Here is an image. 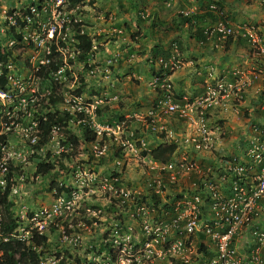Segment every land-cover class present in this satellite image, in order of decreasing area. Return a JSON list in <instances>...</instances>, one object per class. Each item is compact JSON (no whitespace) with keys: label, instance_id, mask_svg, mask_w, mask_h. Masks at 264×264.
Here are the masks:
<instances>
[{"label":"rangeland","instance_id":"374dc122","mask_svg":"<svg viewBox=\"0 0 264 264\" xmlns=\"http://www.w3.org/2000/svg\"><path fill=\"white\" fill-rule=\"evenodd\" d=\"M151 1L154 4H148L150 0L147 4L145 0H88L89 7L84 6L87 9L85 10L82 6L87 0H70L69 6H78L80 14L78 13L76 19L81 18L84 21L82 23L87 31L92 27H97L98 23L105 25L113 22L118 27H121L123 22L129 23L120 39L130 44L131 42L143 44L139 36L143 28L141 26L138 28V25L143 26L144 23L155 25V21H159L154 18L156 13L163 19L172 17L171 12L165 13L158 8L159 0ZM12 2L15 3V0H0V13L1 10H9L8 6ZM145 8L148 9V18L137 19V12L144 11ZM152 8L157 11L153 12ZM153 13L154 16H152ZM175 32V30L166 31L165 36L167 37L164 41H167L168 45L174 40ZM254 32L259 36L258 30ZM159 34L152 36L154 42L151 47L160 40ZM130 36L133 38L131 42L128 40ZM6 38L0 35V43H4ZM262 41L264 45V40ZM123 50H120L122 58L118 63L105 66L106 72L112 74L111 79L102 76L101 73L91 74L92 76L89 72L84 73L86 69L84 67L90 65L93 59L84 66L78 58L76 63L70 67L72 74H67L57 82L65 102L56 105L55 109L64 111L68 108L66 101L77 97L75 93L77 89H81L80 96L83 104L81 106L91 111L90 119L88 116L84 119L101 128L109 126L110 132H103L101 136L95 137L93 142L83 143V128L86 126L76 124L72 120L68 122L65 129L79 140L78 146L74 148L68 146L69 142L65 135L53 133L44 146L35 150V147L32 148L24 138L25 129L21 124V127L18 125L16 130L6 138L11 150L20 154V158L13 162L17 168L10 165L16 170V174L14 182L12 181L14 185L12 194L10 191L8 198L11 205L9 211L19 224V229H29L30 215L41 209H49L58 197L66 202V205L60 208L58 216L48 224L44 233L46 241L39 250L42 254V264H167L169 259L167 256L159 258L154 253L149 254L144 243L149 234L153 236L157 229L161 231L166 225L169 227L171 217L182 213L183 207L186 206L182 201L185 202V198L187 200L190 198L187 196L191 190L190 182L195 177L187 174L176 177L174 183L168 184L165 180L168 172L156 169L150 157L142 153L160 143L173 142L180 148L178 153L185 151L187 158L194 159L200 167L218 166L221 163L223 154L217 152V157H213L214 155L208 152L194 153L189 145L182 142L181 134H192L193 131L191 127L186 126L187 123L184 120H179L174 115L161 117L155 131L146 128L145 114L156 99V91L147 86L143 89L141 79H137L135 75L134 65H137L135 57L130 58L129 52ZM153 50H156L155 55ZM13 53L14 55L23 54V51L14 49ZM136 53L141 56L144 54V52ZM157 53L156 48L149 49L148 54L151 55L147 57L152 60L150 65L154 67L155 74L157 71L160 73L156 59L160 55L164 56L161 51L159 55ZM234 54L237 58L238 55L240 56L238 53ZM251 57V60L246 59L247 63L257 60L253 55ZM240 59L244 62V59ZM20 61L23 60L20 59ZM138 62L143 63L139 59ZM101 63H105V58ZM256 69H264V65L254 67L253 63V68L248 71L251 73ZM178 70L179 66L176 71ZM241 70L240 66H234L232 72H242ZM19 71L21 73L17 78L21 80L28 70L24 67ZM149 74L150 71H148L147 78L149 76L152 78L153 75ZM236 77L241 76L237 73L229 79L215 78V81H220L225 85L227 92L225 98H230V103H232L228 105L231 114L235 110L236 119L242 118L247 122L242 130L232 135H238V146L242 147L244 152L247 143L242 139L247 140L251 135L248 131L250 126L255 125L260 130L264 129V91L248 98L257 102V105H250L253 101H249V105H240L243 101L240 95L245 97L243 91L257 81L243 85ZM115 79L118 80L120 87H114V91L118 88L122 89V92L112 93L110 82L107 88H101L103 85L106 86L109 80L115 82ZM146 81L143 82L144 85ZM208 84L211 83L208 82L205 85ZM228 84L232 87L230 90H228ZM39 87L38 85V89ZM106 91L110 94H105ZM38 93L40 94V91ZM29 94L28 91L24 95L25 101ZM186 96L190 99L196 98L191 95ZM248 99L244 98V100ZM11 105L15 112L18 108L15 105H19V102L14 101ZM39 105L42 104L39 103ZM28 108L31 109L30 113H33V107L28 106ZM209 109L205 117L213 127L219 129L214 133L227 135L226 121L211 119ZM46 111L42 109L40 112L45 113ZM19 113L16 112L13 117L22 124H26L29 118L24 120ZM163 121L166 122L163 123ZM119 122L124 124L116 128L115 125ZM92 125L88 126L93 132ZM93 147L104 148V150L101 155L96 156ZM39 163L52 165V168L41 175L36 170ZM115 178L117 182L113 181ZM154 180L163 185L157 196L154 195V191L157 190ZM178 202L179 205H175L176 207L170 206ZM155 223H160V225L155 226ZM63 235H66V239L62 238ZM167 235L170 244L174 241L176 234L174 235L169 230ZM198 240L199 238L193 237L191 248L183 249L181 257H186L189 261L194 260ZM157 241V244L151 243L155 253L160 252L164 247L160 237H157ZM175 264L178 263L175 262Z\"/></svg>","mask_w":264,"mask_h":264},{"label":"built area","instance_id":"2783aa9c","mask_svg":"<svg viewBox=\"0 0 264 264\" xmlns=\"http://www.w3.org/2000/svg\"><path fill=\"white\" fill-rule=\"evenodd\" d=\"M25 1L26 4L22 8H12L10 12L3 11L0 18L2 25L0 35L8 37L6 43H0V53L4 50L12 51L16 47L18 51H23V54H18L19 59L14 56L13 61L8 60L6 65L0 62V76L3 75L6 78V85L0 88V137L5 134L7 137L16 130L18 125L20 127L16 118L13 117L16 112L27 117L30 115L28 106L36 110L40 106L39 103L44 107L49 105L47 101L49 87L43 85L38 89V81L35 78L38 69L44 66L53 69L48 75L58 82L60 78L72 74L70 67L76 63L79 54L75 46L77 43L75 35L78 32L82 33L83 30L77 26V23H80V20L76 19L78 13L80 14L78 6H69L70 0ZM261 1L264 13V0ZM172 2L173 0H164V5L170 7ZM203 12L215 16L213 27L209 32L203 31L204 35H214L216 41L223 44L225 39L235 33L227 21L220 19L222 16L224 18V14L215 3L204 7ZM178 14L188 18L191 12L181 10ZM144 17L145 14H141V18ZM17 21L21 22L20 25H17ZM247 36L251 48L264 56V46L256 45L258 42L256 35L248 32ZM178 57L176 45H172V54L168 60L158 61L157 69H161L160 73L153 76L151 80V86L156 91V99L145 114L146 128L155 131L161 117L174 115L177 119L184 120L187 123L186 126L191 127L193 131L192 134H181L182 142L189 145L194 153L208 152L215 156L217 153L215 142L217 140L219 142L223 135L214 133L219 129L213 127L205 115H207V109L212 107V101L226 96L225 85L214 80L215 84L207 85L204 93L194 99L175 93L168 74L176 71L178 66L180 67ZM119 58L118 54L112 56L114 61ZM53 64L56 69L53 68ZM15 65L19 69L25 67L28 70L21 80L14 72ZM94 70L97 71L96 68ZM237 73L245 78L243 85H249L254 80H264V69H256L244 76L239 71L231 74ZM89 74H93V71H89ZM230 88L232 87L228 84V90ZM28 91L30 94L25 101L23 97ZM14 101L19 102V105H15L18 106L15 112L11 108ZM64 102L63 98L62 104ZM66 104L69 106L65 111L74 117L75 123L86 126L90 130L91 127L88 125L92 123L84 118L88 116L90 119L91 111L81 106L83 105L82 97H72L66 101ZM78 115L82 118H77ZM123 124L119 122L115 127ZM32 126L33 123L24 128L23 136L33 148L36 138L32 135ZM92 126L95 137L101 136L103 132L111 131L109 126L103 128ZM57 129L52 128L51 133H55ZM248 131L251 135L247 140L242 139L247 144L241 156L223 154L218 166L200 167L194 159L187 158L185 151L178 153L180 148L173 142L174 152L165 164L151 160L156 169L168 172L165 178L168 184L174 183L176 177L187 174L193 175L195 179L190 182L191 190L187 195L190 198L187 200L184 197L185 202L182 201L186 205H183L185 207L182 213L171 217L169 227L166 225L161 231L157 229L153 236L149 234L146 238L144 246L149 254L154 253L159 258L167 256L169 258L167 264H175V262L178 264H264L261 256V249L264 247V229L258 224L261 213L264 212V129L260 130L252 125ZM103 150L104 148L93 147L96 156L101 155ZM19 158L20 154L11 150L9 142H0V193L9 182L12 194L16 170L11 172L12 175L9 177L8 167L12 164L17 168L13 162ZM113 181L117 182V179ZM153 182L156 183L157 190L154 191V195L157 196L163 185L159 181ZM10 191L6 197L8 202ZM64 205H66L64 199L58 197L49 209L34 212L29 217V229L25 230L19 229L15 217H12L15 219V228L10 233L1 230L4 215L0 208V245L13 239L24 242L25 246L35 250L36 253L39 252L40 248L33 246L30 242L31 233L44 236L48 224L58 216L60 208ZM175 205H179V202L170 206ZM159 225L160 223H155V226ZM169 230L176 234L174 241L170 244L167 235ZM157 237L163 241L161 244H164V247L160 252L155 253L151 243L157 244ZM193 237L199 240L197 252H195L196 258L189 261L180 254L183 249L191 248ZM62 238L66 239V235ZM1 254L0 251V256ZM39 264H42V256L39 257Z\"/></svg>","mask_w":264,"mask_h":264},{"label":"crops","instance_id":"0c3cea01","mask_svg":"<svg viewBox=\"0 0 264 264\" xmlns=\"http://www.w3.org/2000/svg\"><path fill=\"white\" fill-rule=\"evenodd\" d=\"M145 1L147 4L149 0ZM208 1H214L219 4L225 18H227L230 25L234 30L238 31V33H243L246 29L252 27L259 31V36L262 40H264V16L259 10L258 0H173L170 7H166L160 2V6L158 8L162 9L165 13L171 12L172 17L163 19L158 15V13H156V15L153 13L152 16L155 15L154 18L159 20L155 21V25L152 23H144L143 26L138 25V28H140V26L143 28L141 34L139 35L144 42L143 44H136V42L132 43V36L128 37V40L131 42V44L120 39L122 32L126 30L129 24L124 22L122 23L121 27H118L113 22L107 23L105 25L98 23L97 27L90 28L88 31H86V34L89 37H92V41L94 40L96 44L102 46V48H99V53L97 56L98 61L108 58L115 52H118L121 56V49H124L123 51L125 52H129L130 58L135 57V61L137 62V65H134L136 68V78L141 79L143 85L142 87L143 89H146L145 86L149 88L148 81L150 76L147 78L148 71H150L149 75H151L153 72V67L150 65L152 60L147 58L151 55L148 54V51L155 46L158 51L157 55H159L161 51L164 54V59H167L166 56L168 54L169 45L167 41H164L167 37L165 36L166 31L169 32V30H175L176 32L173 38L178 47V55L179 61L181 62V67H179L178 71L173 72L169 76V79L172 82L175 93L199 97L204 93L205 87L207 86L205 84L208 82H210L212 85L215 78L229 79V77H232L231 72L234 66H240L244 76L248 74L249 69L253 68V63L254 67H260L264 65L263 57L258 55L256 51L251 50L246 41L238 36L232 37V40L229 43L225 44L224 41L222 45L216 41L217 39L214 36L206 37L203 35V30L210 27L213 22L211 20V15L204 14L201 11L205 6V3ZM150 3H152L151 0L148 4ZM8 7L10 9L17 7V1L15 0V3H10ZM152 10H154L153 12L157 11L155 8H152ZM181 10L189 11L191 12V15L188 18L174 15L175 13L178 14V12ZM2 12L3 10H1L0 18ZM95 14L97 15V13ZM181 19H189V22L180 23ZM147 25L148 27H146ZM1 31L2 25L0 23V33ZM157 33H160V40L156 41V43H154V45L151 47L154 42L152 36H156ZM134 38L136 40V37ZM124 44L125 46H123ZM131 51L132 53H130ZM136 52H144V54L141 56L137 55ZM234 53H238L240 56L238 55L237 58ZM252 55L257 58V60L247 63L248 59H252ZM240 58L244 59V62H242ZM138 59L143 63H139ZM14 72H16L17 75L21 73V71L18 70ZM98 73H101L102 76L107 77L108 79H111L112 77V74H109V72ZM132 76H134V74H132ZM236 78L238 79L239 77ZM239 79L241 82H243L242 77ZM117 81L118 80L116 79L115 82L109 80L107 85H103L101 88H107L110 82L112 93L122 92V89H118L120 84L117 83ZM144 81H146L145 85L143 83ZM114 87H118L116 91H114ZM263 91L264 80L255 82L243 91L245 97H243L244 95L242 94L240 95V98L243 99L240 105H249V101L253 100L248 98L252 97L253 94ZM105 94L108 95L110 93L106 91ZM244 98L248 100H244ZM99 102L101 103V101ZM258 102L261 103L260 100H258ZM228 105H232V103H230V98L228 97H220L211 102L212 108L209 109L210 118L226 121L225 126L229 134V136L228 134L223 136L219 142L217 140L215 142L217 143L215 148L219 154H228L231 156L240 157L243 151L242 147L238 146V135H232L237 134L235 132L242 130L247 122L242 118L236 119V111L234 110V113L231 114ZM250 105H257V102L253 101ZM165 122L166 121H163V123ZM168 127L170 128L171 126ZM214 157H217V154ZM258 224L264 229V212L261 213ZM261 256L264 260V247L261 249Z\"/></svg>","mask_w":264,"mask_h":264},{"label":"trees","instance_id":"16d2710c","mask_svg":"<svg viewBox=\"0 0 264 264\" xmlns=\"http://www.w3.org/2000/svg\"><path fill=\"white\" fill-rule=\"evenodd\" d=\"M17 1V8L20 9L22 8L25 4V0H16ZM10 12V11H8ZM27 13V11L25 12ZM210 14V13H209ZM212 16V21H214L215 16ZM221 20H225L228 22L227 18L220 17ZM183 22H189V19H184L180 20V23ZM20 21H17V25H20ZM214 22H212L213 24ZM229 23V22H228ZM212 24L210 27L206 28L203 31H210V29L213 27ZM212 31V30H211ZM203 33V32H202ZM78 34V33H77ZM75 35V39L77 40V43L75 44L76 48L79 49V55L82 57L84 54L90 51L91 49V38L85 35ZM201 34V33H200ZM204 35V34H203ZM206 36V35H204ZM214 35L206 36V37H211ZM215 37V36H214ZM216 38V37H215ZM232 40V36L228 37L225 40V44L229 43ZM155 51V50H153ZM156 54V51L154 52V55ZM8 59L12 62L13 58L10 57L9 53L6 52H1L0 53V62H2L3 65H6ZM57 63V62H55ZM53 68L54 64L52 65ZM85 71H93L92 75H95V73H98V71H95L94 68L91 67H85ZM53 69H50L48 67H40L38 69V73H36L35 78L38 81V85L41 87L47 86L49 87L50 94L48 95L47 101L50 106L55 107L56 105L62 103L63 97L60 92V86L57 84L56 81L53 80L51 76L48 75L50 71ZM91 75V76H92ZM6 85V78L2 75L0 77V88H4ZM82 90L77 89L75 96H80V93ZM77 118H81V115H78ZM70 120H74V117L70 114H68L65 111H53L52 113H44L43 115L37 116L35 120V127L34 129L36 130V136L38 138V141L36 143L37 149L40 147L44 146L50 137L52 136L51 134V129L52 128H58L55 133H60L62 135H65L66 140L69 142V147L74 148L78 146L79 140L72 135L69 131H67L66 126ZM33 121V120H32ZM84 130V135L82 136V142L83 143H90L93 142L95 139L94 133L89 131V129L83 128ZM174 145L169 143H160L157 146L151 148L148 150V152H143L142 154L144 156L149 155L152 159V161L156 163H161L165 164L172 153L174 152ZM52 168V165L49 164H38L37 166V173L44 175L48 170ZM9 169V177L12 175L11 172H14L15 169H12L10 166L8 167ZM10 191V183L7 182L2 193H0V208L3 212L4 215V222L2 224L1 230L2 232L5 233H10L12 230L15 228V219L12 218V215L9 211L11 205L7 201L6 197ZM46 241V237L44 236H38L34 232L31 233L30 237V242L33 244V246L42 248ZM0 251L2 252L0 256V264H39V257L42 256L41 252H37L35 250H32L31 248L25 246L24 242H19L17 240H9L6 243H1L0 245Z\"/></svg>","mask_w":264,"mask_h":264},{"label":"clouds","instance_id":"9594fccd","mask_svg":"<svg viewBox=\"0 0 264 264\" xmlns=\"http://www.w3.org/2000/svg\"><path fill=\"white\" fill-rule=\"evenodd\" d=\"M162 4H164V0H159ZM210 3H215L220 9H221V7L219 6V4L218 3H216V2H214V1H208L207 3H205V6L204 7H206L208 4H210ZM172 5V4H171ZM89 7L88 6V0H87V2H86V4H84L82 7L85 9V10H87L85 7ZM258 6H259V10L261 11V13H262V15L264 16V13H263V4H262V1L261 0H258ZM143 7H145V5H143ZM204 7H203V9H204ZM15 8H17V7H15ZM203 9L201 10L202 11V13H204V14H209V13H206V12H203ZM93 10V9H92ZM148 10V9H147ZM147 10H146V8L144 9V11H142V10H139L138 12H137V19H139V20H144V19H146V18H148V16H149V13L147 12ZM222 10V9H221ZM7 12L8 11H10V9L9 10H6ZM146 12V13H145ZM223 12V11H222ZM141 14L142 15H144L145 14V17L144 18H141ZM175 14H177V13H175ZM224 14V13H223ZM209 15H211V14H209ZM177 16H180V17H182L181 15H179V14H177ZM85 17H86V14H85ZM225 17V16H224ZM183 18H185V17H183ZM79 20H80V23H77V26H79V27H81V29L83 30L82 31V33H79L78 32V34L77 35H85V36H88L87 34H86V31H87V28L84 26V24L82 23V22H84V21H82V19L81 18H79ZM264 23V22H263ZM229 25H230V23H229ZM231 26V25H230ZM232 27V26H231ZM232 29H233V27H232ZM234 30V29H233ZM255 31V29L254 28H248V29H246L243 33H238V31H236V30H234V34L232 35V37H236V36H238V37H240L241 39H243V40H245L246 41V43H247V45L250 47V49L251 50H253V51H256V53L258 54V55H260L259 53H258V51L256 50V49H252L251 48V46H250V44H249V42H248V36H247V33L248 32H250V33H252L253 35H256V37H257V39H258V42H257V44L256 45H261V46H264L263 44H262V39L254 32ZM5 33H7V32H5ZM2 36H4V35H2ZM6 36V35H5ZM7 37V36H6ZM89 37V36H88ZM231 37V36H230ZM91 38V49H90V51L89 52H87L86 54H84V56H80L79 55V57L78 58H80V60H81V62L80 63H83L84 64V66L88 63V61H90V60H92L93 59V61L91 62V64L90 65H87V67H91V68H96L97 69V71L98 72H106L107 70H106V68H105V66H108V65H115L116 63H118V61L121 59V56H120V58L118 59V60H116V61H114V60H112V56H113V54H118V55H120L118 52H115V53H113V54H111L108 58H105V63L103 64V63H101V61H98V59H97V56H98V53H99V48H102V46H99L98 44H96L95 42H94V40L92 41V37H90ZM8 40V37L5 39V43H6V41ZM226 40V39H225ZM172 45H176V43H175V40H172V42L170 43V45L168 46L169 48H170V53H169V50H168V54H167V59H164V56L163 55H160L157 59H156V61L158 62L159 60H162V61H165V60H168V58L170 57V55L172 54ZM223 45V44H222ZM16 48H18V47H16ZM15 48V49H16ZM153 48H156L155 46L153 47ZM176 48H177V51H178V47H177V45H176ZM78 49V48H77ZM79 50V49H78ZM13 51H14V49L12 50V51H8V50H4V52H6V53H9L10 54V57L11 58H14V56H16V57H18V59H19V56H18V54L19 53H17V55H14V53H13ZM80 52V51H79ZM78 56V55H77ZM261 56H263V55H261ZM264 57V56H263ZM77 58V59H78ZM179 58V57H178ZM77 59H76V61H77ZM104 60V59H103ZM8 63V62H7ZM158 65V64H157ZM153 67V66H152ZM85 68V67H84ZM19 71V68H17L16 67V71ZM99 70H101V71H99ZM153 70H155L154 69V67H153ZM161 70V69H160ZM5 72V71H4ZM158 71H157V74H155L154 73V71L151 73V75H153V76H156V75H158ZM173 73V72H172ZM172 73H170V74H168V76H170ZM153 76H152V78H153ZM1 77V76H0ZM242 77V76H241ZM152 78H149V81H148V87L149 88H153L152 86H151V80H152ZM169 78V77H168ZM243 78V80L245 79L244 77H242ZM170 80V79H169ZM257 81H259V80H257ZM171 82V81H170ZM172 84V83H171ZM251 84V83H250ZM154 89V88H153ZM155 90V89H154ZM50 91V90H49ZM49 94H50V92H49ZM185 95V94H184ZM30 109V108H29ZM42 109H45V110H47L45 113H52L53 111H55V110H57V109H55V107H52V106H50V104L49 105H45V107L42 105H40L36 110H34L33 111V113H30V115L29 116H27V117H24L23 115H21V114H19V116L21 117V118H23L24 120L25 119H27V118H29V120L26 122V124H22L18 119H16V122L17 123H19V124H21V126H23L24 128H26L28 125H31V123H33V126L31 127V130H32V135H34L35 136V138H36V143H37V141H38V138H37V134H36V130L34 129V127H35V120H36V118H37V116H40V115H43L44 113H41L40 111H42ZM27 110H28V107H27ZM31 110V109H30ZM58 111V110H57ZM65 111V110H64ZM66 112V111H65ZM33 120V121H32ZM20 126V127H21ZM92 132V131H91ZM93 133V132H92ZM51 134H53V133H51ZM7 137H6V134L5 135H3V136H1L0 137V142H8L7 141V139H6ZM163 143H165V142H163ZM167 144H169V143H167ZM172 144V143H171ZM34 147H35V150H39V149H37V147H36V144L34 145ZM148 152V151H147ZM149 156V155H148ZM150 157V156H149ZM171 157V156H170ZM151 158V157H150ZM170 159V158H169ZM152 160V159H151Z\"/></svg>","mask_w":264,"mask_h":264}]
</instances>
